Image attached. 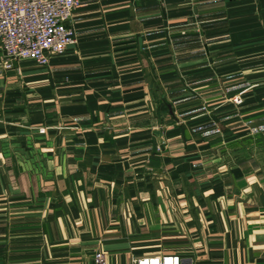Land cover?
Masks as SVG:
<instances>
[{
    "label": "crops",
    "instance_id": "crops-1",
    "mask_svg": "<svg viewBox=\"0 0 264 264\" xmlns=\"http://www.w3.org/2000/svg\"><path fill=\"white\" fill-rule=\"evenodd\" d=\"M78 1L0 43V264H264V0Z\"/></svg>",
    "mask_w": 264,
    "mask_h": 264
},
{
    "label": "built area",
    "instance_id": "built-area-1",
    "mask_svg": "<svg viewBox=\"0 0 264 264\" xmlns=\"http://www.w3.org/2000/svg\"><path fill=\"white\" fill-rule=\"evenodd\" d=\"M78 7V0H0V43L7 67L21 59L46 66L53 56L64 54L77 42L70 24ZM48 129L39 127L38 133L46 134ZM94 260V264H108L103 251ZM134 263L187 264L176 254L142 256Z\"/></svg>",
    "mask_w": 264,
    "mask_h": 264
}]
</instances>
